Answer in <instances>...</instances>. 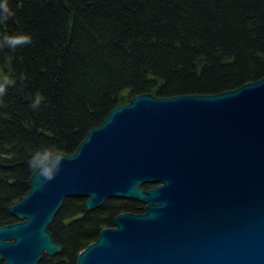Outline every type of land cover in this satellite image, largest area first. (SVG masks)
<instances>
[{
	"label": "trees",
	"instance_id": "trees-1",
	"mask_svg": "<svg viewBox=\"0 0 264 264\" xmlns=\"http://www.w3.org/2000/svg\"><path fill=\"white\" fill-rule=\"evenodd\" d=\"M8 3L15 14L0 22V40L23 32L32 42L0 48V226L19 221L10 207L29 193L37 150L75 153L139 94H217L264 77V0ZM86 201L64 200L48 228L63 249L39 264H77L116 215L144 212L134 197L92 210Z\"/></svg>",
	"mask_w": 264,
	"mask_h": 264
},
{
	"label": "water",
	"instance_id": "water-1",
	"mask_svg": "<svg viewBox=\"0 0 264 264\" xmlns=\"http://www.w3.org/2000/svg\"><path fill=\"white\" fill-rule=\"evenodd\" d=\"M48 167L54 178L36 170L10 207L19 221L0 226L3 264L60 253L48 228L77 196L87 210L112 197L146 204L116 215L77 264H264V77L217 94L136 95Z\"/></svg>",
	"mask_w": 264,
	"mask_h": 264
},
{
	"label": "clouds",
	"instance_id": "clouds-1",
	"mask_svg": "<svg viewBox=\"0 0 264 264\" xmlns=\"http://www.w3.org/2000/svg\"><path fill=\"white\" fill-rule=\"evenodd\" d=\"M14 14V11L9 6L8 0H0V22L9 20ZM31 42L30 34L20 32L13 35H5L3 39L0 40V48L9 47L15 49L18 46ZM7 83V80L0 83V97L5 94V84ZM41 98L42 97L39 94H36L33 101V107H36L39 104ZM53 155L54 153L49 152L47 149L37 150L28 161L29 166L34 170H38V175L44 180H51L54 178L55 170L49 171L48 167ZM58 166L59 162H57V168Z\"/></svg>",
	"mask_w": 264,
	"mask_h": 264
},
{
	"label": "flooded vegetation",
	"instance_id": "flooded-vegetation-1",
	"mask_svg": "<svg viewBox=\"0 0 264 264\" xmlns=\"http://www.w3.org/2000/svg\"><path fill=\"white\" fill-rule=\"evenodd\" d=\"M144 184H146V185H143V187L146 190H148V189H152V188H155V187L159 186L160 185V182H146ZM143 204H144V212H145V205L146 204L144 202H143Z\"/></svg>",
	"mask_w": 264,
	"mask_h": 264
},
{
	"label": "bare ground",
	"instance_id": "bare-ground-1",
	"mask_svg": "<svg viewBox=\"0 0 264 264\" xmlns=\"http://www.w3.org/2000/svg\"><path fill=\"white\" fill-rule=\"evenodd\" d=\"M30 191V190H29ZM26 197V196H25Z\"/></svg>",
	"mask_w": 264,
	"mask_h": 264
}]
</instances>
